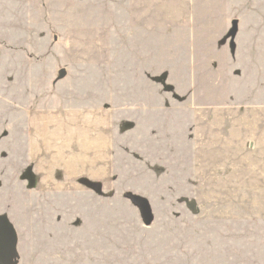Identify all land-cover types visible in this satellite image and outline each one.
Returning <instances> with one entry per match:
<instances>
[{
  "label": "rangeland",
  "instance_id": "obj_1",
  "mask_svg": "<svg viewBox=\"0 0 264 264\" xmlns=\"http://www.w3.org/2000/svg\"><path fill=\"white\" fill-rule=\"evenodd\" d=\"M87 1L0 0V264H264L263 146L251 148L246 137L234 146L237 131L208 128L205 114L190 111V103L205 101L208 87L218 92L207 76L195 72L190 81L191 72L185 71L194 52L188 19L164 17L161 8L154 19L161 33H124V27H114L119 21L139 26L151 20L113 18L117 31L98 34L90 28L95 20L88 17ZM176 5L194 10L201 27L196 41L203 30L212 39H234L225 32L234 12L245 33L251 22L264 24V0H177ZM207 10L211 16L203 18ZM129 53L160 78L159 166H151V155L143 156L141 168L134 161L131 173H112L106 193L58 194L44 213H31L24 190L13 181L17 173L22 179L26 154L24 113L10 112L13 100L25 101L29 87L33 96L45 93L48 82L67 74L69 86L79 87L76 76L87 79L92 70L119 81L130 69ZM220 53L209 50L202 65L216 71Z\"/></svg>",
  "mask_w": 264,
  "mask_h": 264
},
{
  "label": "crops",
  "instance_id": "obj_2",
  "mask_svg": "<svg viewBox=\"0 0 264 264\" xmlns=\"http://www.w3.org/2000/svg\"><path fill=\"white\" fill-rule=\"evenodd\" d=\"M87 2L88 17L95 20L90 28L98 34L115 30L111 26L113 18L151 20L150 24L139 26L119 21V25L114 27H124L121 31L124 33H161L160 26L154 23V19L161 15V8L162 16L169 19L187 18L189 49L194 52L185 64V71L191 72L190 81L196 78L195 72L200 77L207 76L209 85L216 86L218 92L214 93L215 89L208 87L211 90L209 95L202 96L205 101L195 106L190 103V111L205 114V120L210 124L208 128L237 131L238 143L231 145L241 146L246 137L250 138L246 145L251 148L262 145L264 152V24L259 27L251 22L245 33L239 12H234L233 17L238 22L237 33H231L234 39L229 40L226 36L223 41L216 37L212 39L203 30L204 37L196 41L194 34L201 27L196 26L194 10L177 8V0ZM225 13L230 15L228 11ZM255 15L256 12L253 18ZM201 16L207 18L211 12L203 11ZM169 24L171 33H176L173 22ZM232 27L226 28L225 32H231ZM209 50L214 54L215 51L221 52L218 56L220 63L214 72L210 70L211 65H202ZM129 55L126 65L130 63L128 66H131L127 67L130 69L119 81L92 70L87 79L82 74L76 76L73 82L78 80L79 87L69 86L72 76L67 74L48 82L45 93L33 96L29 87L25 101L20 103L19 100L18 105L13 100L10 112L19 110L24 113L26 148L22 179L17 173L13 181L18 183L16 187L24 190L26 209L31 213H44L48 203L57 201L58 194L89 192L91 189L94 194L106 193L105 184L111 181L112 173H131L129 167L132 162L136 161V167H140L144 162L143 156L151 155V166H159L160 78L153 71L149 73L140 68L137 56ZM148 56L145 55L146 60L150 59ZM150 62L153 66V60ZM199 64L201 67H196ZM212 73L216 79L218 76L217 80L210 77ZM189 87L193 88L192 84ZM197 88L198 85L193 91ZM162 96L169 97L170 93ZM241 131L250 136H243ZM227 143L231 142L228 140ZM167 162L170 166V159ZM31 239L36 240L35 237ZM33 253L34 257L38 256L36 250Z\"/></svg>",
  "mask_w": 264,
  "mask_h": 264
},
{
  "label": "water",
  "instance_id": "obj_3",
  "mask_svg": "<svg viewBox=\"0 0 264 264\" xmlns=\"http://www.w3.org/2000/svg\"><path fill=\"white\" fill-rule=\"evenodd\" d=\"M237 30H238V22L237 20H234L233 21V28H232V35H235L237 33ZM62 75H65V71H62Z\"/></svg>",
  "mask_w": 264,
  "mask_h": 264
}]
</instances>
